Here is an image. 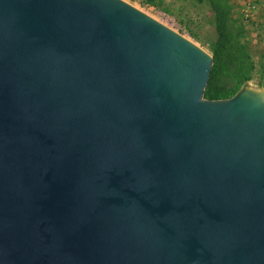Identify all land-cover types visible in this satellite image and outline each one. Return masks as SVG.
I'll list each match as a JSON object with an SVG mask.
<instances>
[{
  "label": "water",
  "instance_id": "95a60500",
  "mask_svg": "<svg viewBox=\"0 0 264 264\" xmlns=\"http://www.w3.org/2000/svg\"><path fill=\"white\" fill-rule=\"evenodd\" d=\"M122 0H0V264H264V94Z\"/></svg>",
  "mask_w": 264,
  "mask_h": 264
},
{
  "label": "rangeland",
  "instance_id": "374dc122",
  "mask_svg": "<svg viewBox=\"0 0 264 264\" xmlns=\"http://www.w3.org/2000/svg\"><path fill=\"white\" fill-rule=\"evenodd\" d=\"M122 1L192 42L211 58L218 41L217 21L220 20L225 32L239 35L253 63V70L239 91L244 88L264 90V0H257L254 9L248 0ZM233 73L224 70L217 74L214 86L225 89L234 86L237 78ZM203 98L206 99L204 93Z\"/></svg>",
  "mask_w": 264,
  "mask_h": 264
},
{
  "label": "trees",
  "instance_id": "16d2710c",
  "mask_svg": "<svg viewBox=\"0 0 264 264\" xmlns=\"http://www.w3.org/2000/svg\"><path fill=\"white\" fill-rule=\"evenodd\" d=\"M223 23L217 21L218 41L214 48L212 67L209 80L204 92V97L209 100L230 98L240 90V86L248 79L249 73L253 70V63L238 37L227 33L222 28ZM224 70H232L237 78L234 86L225 89L215 84L216 75Z\"/></svg>",
  "mask_w": 264,
  "mask_h": 264
},
{
  "label": "built area",
  "instance_id": "2783aa9c",
  "mask_svg": "<svg viewBox=\"0 0 264 264\" xmlns=\"http://www.w3.org/2000/svg\"><path fill=\"white\" fill-rule=\"evenodd\" d=\"M249 1V4H251V8L254 9L256 6H257V0H248Z\"/></svg>",
  "mask_w": 264,
  "mask_h": 264
},
{
  "label": "bare ground",
  "instance_id": "6f19581e",
  "mask_svg": "<svg viewBox=\"0 0 264 264\" xmlns=\"http://www.w3.org/2000/svg\"><path fill=\"white\" fill-rule=\"evenodd\" d=\"M260 92L264 94V90H260Z\"/></svg>",
  "mask_w": 264,
  "mask_h": 264
}]
</instances>
